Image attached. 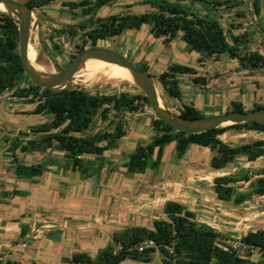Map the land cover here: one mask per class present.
Listing matches in <instances>:
<instances>
[{
    "label": "trees",
    "instance_id": "16d2710c",
    "mask_svg": "<svg viewBox=\"0 0 264 264\" xmlns=\"http://www.w3.org/2000/svg\"><path fill=\"white\" fill-rule=\"evenodd\" d=\"M122 0H25L24 4L40 14L43 6L59 2L62 8L70 13L79 11V19L74 24L66 25L65 29L55 31L75 37L80 33L77 51L87 47H99L98 43L108 38H115L126 31H139L142 26L148 27V33L154 39H162L167 45L180 33V40L189 51L198 54L197 61L217 62L226 54L235 59L242 68L261 70L264 72V47L251 50L246 32L237 35L231 30L240 28L241 23H229L228 29L219 22L220 14L213 11L228 9L242 5L244 0H226L207 3L208 14L200 16L182 4L184 0H138L136 4L147 7L141 12H124L97 15L102 7ZM191 2L195 0H190ZM253 13L258 15L261 10L260 0H251ZM132 4H126L130 8ZM88 24H82L88 20ZM234 17L244 19V11L235 9ZM74 25L73 27H69ZM89 27V29H86ZM86 29V30H85ZM18 32L13 19L0 12V95L10 92V98L18 99L25 105H32L28 114L48 116L49 119L30 127L31 139L23 141L16 137L9 140L8 153L14 161V174L19 179H30L43 172V165L24 164L16 156V152H45L57 149L64 153L66 164L72 170L87 174L83 169V155H94L100 158L106 151L117 147L118 141L126 134L128 116L147 107V99L138 91L131 93L121 91L115 94L90 93L78 88L51 90L31 84L24 75L18 56ZM31 58L34 67V55ZM72 54L70 58L72 59ZM146 66L137 68L145 72ZM84 70V69H83ZM192 75L191 83L198 87L206 84V78L196 76L194 68L169 64L165 70L154 77L163 93L178 102L176 115L184 119L200 118L193 104L182 101L178 75ZM27 84L21 86L23 81ZM264 109L254 103L249 110ZM244 112L242 103L231 101L226 112ZM107 122L111 129H97L88 133L95 118ZM149 125L155 134L145 144H138L128 154L124 167L128 173L143 174L147 168L156 169L163 156L166 145L173 143L176 158H181L189 145H197L214 152L209 161L213 170H221L233 164L237 158L254 163L262 159L259 169L250 180L247 175H219L212 178V191L221 202L240 205L250 201L253 196L264 195V125L255 122L230 125L210 129L205 132L187 134L177 132L153 115L149 116ZM227 130L237 132H258L261 137L238 145L228 144L220 139ZM25 136L24 133H20ZM98 158V159H99ZM241 181H249L248 191H238ZM164 219H154L151 227L130 226L114 231L110 241L98 250L94 257L86 252L73 253L72 264H119L124 260L144 264H264V229L249 230L238 239V249L228 244V239L213 230L197 224L191 211L177 202L167 201L163 205ZM152 241L153 246L138 250L143 242ZM220 241V243L218 242ZM222 242V243H221ZM257 252L258 260L251 259ZM158 255V259L155 255ZM6 264H16L7 262Z\"/></svg>",
    "mask_w": 264,
    "mask_h": 264
},
{
    "label": "crops",
    "instance_id": "0c3cea01",
    "mask_svg": "<svg viewBox=\"0 0 264 264\" xmlns=\"http://www.w3.org/2000/svg\"><path fill=\"white\" fill-rule=\"evenodd\" d=\"M184 1L191 2L190 0ZM130 3L131 0L120 1L122 5ZM260 6L261 10L258 15H252L250 12L253 10L251 4H246L242 7L246 9L243 10L244 19L237 20L234 13L227 19L230 23L242 24L240 28L231 30V33L237 35L246 32L249 39L248 47L252 46L256 39L264 38V0H260ZM199 7L201 10L197 12L198 15L208 14V5L201 4ZM250 27H253L254 30L249 31ZM144 28L148 32V27L142 26L141 29ZM129 31H126L128 35H130ZM152 39L158 53L151 55L155 60L157 58L164 59L162 57L165 56L166 60L171 61L170 63L167 62V66L174 62L181 63L175 61L174 45L176 49L196 54L192 55V60L188 58L189 67L195 69L196 76L205 77L206 84L202 88L195 86L191 83L192 75L185 74L189 76V79L187 78L189 87H187L185 94L181 92L183 103H190L194 106L201 101L205 103L201 107L205 108L218 106L223 101L228 104L234 101L228 98L223 100L222 97H227L226 94L221 93L220 96H213L207 93L209 86H215L216 83L220 82L221 74L215 72L214 68L222 59H224V66H226L227 60L230 59L227 55H221L217 62L206 60L199 63L196 52L189 51L186 45L179 48L180 42H182L180 33L167 45L162 44L161 38ZM250 49L254 50L253 48ZM155 62L157 63V61ZM228 67L233 72L228 71L225 82L230 84L231 89H235L237 87L235 77L237 78L239 76L238 71L244 68L238 62H232ZM261 80H264V77ZM257 91L258 88L253 89L251 93H247L245 96H240L239 101L243 105L246 103L251 106L254 103L258 104ZM240 93L246 92L241 89ZM26 106V108L32 107V105ZM137 119L138 117L134 119L136 121L131 127V136L136 138L127 139L128 131L126 130V134L118 141L117 147L109 150L114 156L116 154L120 156L125 147L133 144L135 139L144 134L134 128H137L139 124L146 127L149 124H147L149 117L139 119L140 123H136L138 122ZM250 134L253 135L254 132H250ZM5 143L4 149L9 154L10 142L6 141ZM192 146L189 145L184 155L181 158H176L177 164L174 163L175 165H185L183 166L184 171H178L173 177L160 175L148 181L144 177L138 181L134 180V174L128 173L124 167L127 159L125 160L122 155L121 157H124L122 159L116 156L107 159L105 168L102 164L104 161L93 156L83 155L84 163L82 166L87 172L85 175L78 170H72L66 164V158L62 151L53 152L57 155L56 157L48 156L47 153L45 155L48 150L41 152L43 158H37L33 162L30 159L28 161V159L18 157L16 152V156L24 164H36L42 161L46 163H41L44 167L43 172L30 179H19L15 176L12 157L9 159L0 157V264L7 262L16 264H72L69 260L72 254L76 252H86L94 257L98 250L109 243L110 236L114 231L130 226L151 227L152 220L158 218L147 217V215L159 210V213L164 216L162 208L167 201L181 204L184 209L194 214L197 224L225 236L224 227L220 224L238 225V222L225 218L226 215H230L226 208L227 204L236 207L248 201L234 205L217 200L212 192V178L219 176L232 164L221 170L211 168L199 170V164L188 166L184 163V159ZM165 149L166 146L163 156ZM20 154L28 155L30 151ZM163 156L160 163L163 162ZM241 159L244 160L242 157L237 158V160ZM250 163L247 162V164ZM179 172L182 175L178 174ZM100 175L102 176L100 177ZM128 178L136 182L137 187L133 191H129ZM237 190L240 189L237 188ZM102 194L106 195L103 203L101 202ZM92 200L95 202L93 203ZM149 218L154 219L150 220ZM154 255L157 258V254ZM119 264H130V260H124ZM133 264H139V262Z\"/></svg>",
    "mask_w": 264,
    "mask_h": 264
},
{
    "label": "rangeland",
    "instance_id": "374dc122",
    "mask_svg": "<svg viewBox=\"0 0 264 264\" xmlns=\"http://www.w3.org/2000/svg\"><path fill=\"white\" fill-rule=\"evenodd\" d=\"M15 1L22 3L25 0H15ZM137 1L138 0H131L132 6L130 7V9L125 8V5L120 4L119 1L110 3L108 6L102 7L101 10H99V12L97 13V15H106V14L108 15L113 13H124V12H141L147 9V7L145 6L136 4ZM219 1L222 2L226 0H195L190 3L182 1V4L185 7L186 6L189 7L193 12L197 13L199 10H201L199 5L201 4L208 5L207 3H215ZM246 4L250 5V0H244V3L242 5H246ZM239 9L246 10L241 7ZM217 10L218 11L225 10L220 14V18L218 20L225 27V29L226 28L228 29V25L230 22H228L227 19H229V17L232 16V13L235 12V9L232 10L217 9ZM250 12L252 15L254 14L253 10ZM79 17H80L79 11H76L72 14L67 9L62 8L59 5V2H55L50 5L43 6L41 8L40 15L37 20V25L31 38V45L34 47L35 50L34 61L35 63H37L42 67L43 71L48 73H55L62 71L69 64V62H71L72 59L70 58V56L72 54L75 55L78 52L76 49V45L81 41L80 40L81 32H78V35L75 37H69L67 36L66 33L59 34L55 31H59L60 29H65L66 25L76 23ZM88 23L89 22H86L85 24ZM86 29H89V27H87ZM252 30H254V28L250 27L249 31ZM129 32L130 35H128L127 32H124L118 37L108 38L105 41H101L98 43V46L120 53L121 55L126 57L136 68H141L142 65H144V67L146 66V68L144 69L145 72L149 74L151 77L156 78L157 74L162 72V70L166 68L167 62L170 63L171 61L169 62V59L166 60L165 56L162 57L164 59L157 58V60H155L153 58L152 55H157L158 51L156 47H154L153 45L154 40L150 37L149 33L146 32L145 28L140 29L139 31L131 30ZM180 44L181 45L179 48L181 47L183 48V46H185L183 42H180ZM263 47H264V38L256 39L255 43L252 44V46H249V48H253L256 50L257 49L261 50ZM173 48H174L173 55H175L174 57L175 61L181 62L182 64L177 62L174 63L190 66L188 63L189 62L188 58L192 60L193 57L192 55H196V54L189 53L186 50L181 51L179 49H176L175 45ZM155 61H157V63ZM232 62L234 63L237 61L235 59L232 60L230 58L229 60H227V65L224 66L225 61L224 59H222L220 63H218V66H215L214 71L221 74V78L219 79L220 82L216 83L215 86L214 85L211 87L209 86L207 93H210L213 96L215 95L220 96L221 93L223 95L226 94L227 97L223 96L222 97L223 100L228 98L229 100L232 99L235 102H240L239 101L240 96H245V94L251 93L253 89L258 88L257 96H256L257 102L260 106L264 107V80H261L264 77V72L261 70H251L247 68L241 69L240 71H238L239 76L237 78L235 77V84L237 85V87L235 89H231L230 84L225 82V76L226 74H228V71L233 72V70L228 69L229 68L228 66L232 64ZM95 64L97 63L89 64L83 69L89 68ZM187 78L189 79V76L186 75L178 76L179 88L183 94H185L187 87H189ZM247 79L248 82H246ZM26 84L27 82L24 80L21 83V86ZM157 85H158L159 97L161 99L162 104L169 111L176 114L178 109V102L175 99L169 97L166 93H163L158 83ZM69 87L78 88L90 93H99L106 95L119 93L121 91H126L131 93H137L138 91H140L132 83H128L122 80L108 79L107 77L102 76L100 74H97L92 79L88 80L86 78L85 73L76 76L75 79H73L69 83ZM241 89L246 93H240ZM15 100L10 98L9 91H6L2 95H0V107H1L0 111H2L0 112V157L2 159L11 158V156L7 154L6 153L7 151L4 149L6 145L5 143L6 141L12 140L16 137L22 139L23 141L31 139L33 134L30 131V127L49 119L48 116H35L28 114L29 111L31 110L30 108L32 107L28 106V108H26L27 106L23 104V102H20L17 99ZM204 104L205 103L200 101L197 105H194L201 117H209L213 115L226 113V110L227 108H229L230 105V103L228 104L226 103V101H223L218 106L216 105L205 108L201 107ZM243 107L246 110H249L251 108V105L249 103H246L245 105H243ZM150 115H152L150 109H147V107L143 106V108H141L139 112L133 113L130 116H128L126 120L127 122L126 130L128 131V135L126 138L127 139L136 138L131 136L132 133L131 127L134 125L133 122L136 121L134 120L136 119V117H138L137 119L138 122L136 123H140L139 119L147 118ZM148 121L149 120L147 119V124L149 123ZM97 129L110 130L111 126L107 125V122L99 121L98 118L96 117L94 124L90 128L88 133H92ZM134 129L138 132L141 131L144 134H141L142 136L138 137L135 140L133 139L134 141L131 140L133 141V144L128 145L121 151L122 153L121 155L124 156L125 158L117 154L115 155L116 157L121 159L124 158L126 160L128 154L132 153L138 144H145L149 142L152 136L155 134L154 130L151 129L149 124L146 127L139 124V126ZM20 133H24L25 136H23V134L21 135ZM261 136L262 134L257 132H254V134L251 135L250 132L242 133L234 130H227L223 135H221L220 139L228 144L238 145L240 143L250 141L254 138H259ZM57 151H58L57 149L54 150L50 149L48 150V152H45V155L47 153L48 156L51 155L53 157H56L57 155L55 153ZM42 153L39 151H33L30 152V154L28 155H21L19 152H17L18 157L22 159H28V161L30 159V161L32 162L35 161V159L37 158L42 159L43 158L41 157ZM213 155L214 152L206 150L197 145H193L191 149L188 151V154L185 155L184 163L188 166L189 165L192 166V164H199L198 167L199 170H205L206 168L210 169L209 161ZM88 156L96 157L94 155H88ZM115 156L112 154V152L110 153V151L109 152L106 151L100 158L99 157L98 158L104 161L102 164L104 165L103 167L105 168L107 164L106 160L114 158ZM262 159H259L256 162L250 164H247V162L242 159L236 160L230 167H227L226 170L221 172L220 175H234V176L247 175L250 178L249 181H251L254 178V174L257 172L258 168L260 167ZM162 161L163 162L160 163L156 169L147 168L144 172V175L134 174L133 177L135 178L133 179L138 181L139 179L141 180L144 177L145 180L148 181V180H152L153 177L155 178L160 175L165 177L166 176L173 177L177 174L178 171L181 170L184 171L183 166L185 165L181 166L174 164L176 163L174 144L166 145L165 154L163 156ZM41 163L46 164L44 163V161H42ZM178 174L182 175L181 172H179ZM101 176L102 175H100V177ZM133 179L131 178L127 179L129 182L128 183L129 191L130 190L133 191L137 187L136 182ZM249 181L248 182L241 181L237 186V188L240 189L239 191H248ZM105 198L106 195L102 194L101 197L102 203L104 202ZM94 202L95 201H93V203ZM88 204H90V202H88ZM226 208L229 210L230 213L228 212V214L230 215H226L225 218H229L234 222H238V225L227 224V223L220 225L224 227L223 230L225 232V237L228 239V244L238 249V252L241 255H244L245 254L244 249L239 247L238 239L242 234L246 233L249 230L264 229V195L253 196L250 201L236 207L227 204ZM151 216L158 219L165 218L161 213H159V210L155 213H152L151 215L150 214L147 215V217H151ZM154 218H149V219L152 220ZM218 242L220 243V241ZM258 258H259L258 253L253 252L251 259L253 261H256L258 260ZM157 259H158V255H157ZM133 263H138V262L130 261V264ZM139 264L142 263L139 262Z\"/></svg>",
    "mask_w": 264,
    "mask_h": 264
},
{
    "label": "water",
    "instance_id": "95a60500",
    "mask_svg": "<svg viewBox=\"0 0 264 264\" xmlns=\"http://www.w3.org/2000/svg\"><path fill=\"white\" fill-rule=\"evenodd\" d=\"M4 7L3 13L10 16L18 32V56L24 75L29 82L40 88L60 90L69 88V83L78 75L84 73L83 68L88 60H97L109 64H115L125 68L130 74L135 85L147 99L152 115L161 120L177 132L194 134L210 129L222 128L230 125L255 122L264 125V109L246 110L244 112L229 111L223 114L195 119H184L169 111L161 102L156 80L146 72L137 69L126 57L120 53L103 47H87L78 51L71 62L60 72L48 73L38 70L28 58V47L37 25L39 13L24 3L15 0H0ZM244 5L231 7L226 10L239 9ZM225 10H215V14H221ZM89 18L82 24L91 21ZM73 27V26H69Z\"/></svg>",
    "mask_w": 264,
    "mask_h": 264
},
{
    "label": "bare ground",
    "instance_id": "6f19581e",
    "mask_svg": "<svg viewBox=\"0 0 264 264\" xmlns=\"http://www.w3.org/2000/svg\"><path fill=\"white\" fill-rule=\"evenodd\" d=\"M4 11H5L4 7L0 4V12H4ZM30 49L32 50L34 58H35V50L31 44L28 47V58H29V61L32 62ZM92 63H97V64L82 70V71H84L86 78L88 80L92 79L95 75L100 74L102 76L107 77L108 79L122 80V81H126L128 83H133L130 74L128 73V71L125 68H122V67L117 66L115 64H109V63H105V62L97 61V60H88L87 62H85L84 67H86ZM36 67L38 70H42V67L40 65H38L37 63H36Z\"/></svg>",
    "mask_w": 264,
    "mask_h": 264
},
{
    "label": "built area",
    "instance_id": "2783aa9c",
    "mask_svg": "<svg viewBox=\"0 0 264 264\" xmlns=\"http://www.w3.org/2000/svg\"><path fill=\"white\" fill-rule=\"evenodd\" d=\"M153 246V242L152 241H146V242H143L141 245H139L138 247V250H142L144 248H149V247H152Z\"/></svg>",
    "mask_w": 264,
    "mask_h": 264
},
{
    "label": "flooded vegetation",
    "instance_id": "af4514ba",
    "mask_svg": "<svg viewBox=\"0 0 264 264\" xmlns=\"http://www.w3.org/2000/svg\"><path fill=\"white\" fill-rule=\"evenodd\" d=\"M70 26H74V25H70ZM70 63V62H69ZM67 67V66H66Z\"/></svg>",
    "mask_w": 264,
    "mask_h": 264
}]
</instances>
